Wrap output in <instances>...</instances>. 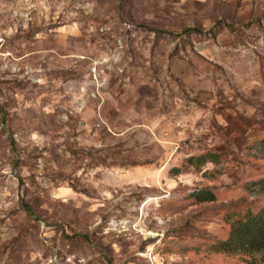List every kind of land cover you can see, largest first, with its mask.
<instances>
[{"label":"rangeland","instance_id":"obj_1","mask_svg":"<svg viewBox=\"0 0 264 264\" xmlns=\"http://www.w3.org/2000/svg\"><path fill=\"white\" fill-rule=\"evenodd\" d=\"M262 138L264 0H0V264H254Z\"/></svg>","mask_w":264,"mask_h":264},{"label":"trees","instance_id":"obj_2","mask_svg":"<svg viewBox=\"0 0 264 264\" xmlns=\"http://www.w3.org/2000/svg\"><path fill=\"white\" fill-rule=\"evenodd\" d=\"M193 31V30H189ZM264 146V138L259 142L248 146L254 148ZM219 156L216 153L207 152L199 156H191L185 160L186 167L199 170L207 163H218ZM246 189L259 188L260 194H264V178L249 182ZM200 201H215L214 194L209 190H200L194 194ZM28 214L30 208L25 205ZM226 224L228 232L224 239L212 245L215 253L227 255H242L248 263L256 264L258 261L264 263V204L255 208H247L242 214L230 211L227 214Z\"/></svg>","mask_w":264,"mask_h":264}]
</instances>
